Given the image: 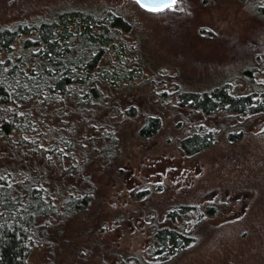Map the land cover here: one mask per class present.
Instances as JSON below:
<instances>
[{"label": "rangeland", "instance_id": "rangeland-1", "mask_svg": "<svg viewBox=\"0 0 264 264\" xmlns=\"http://www.w3.org/2000/svg\"><path fill=\"white\" fill-rule=\"evenodd\" d=\"M263 1L178 0L174 10L148 13L133 0H0V29L68 9L124 15L134 24L144 75L163 81L148 99L161 122L157 133L139 139L134 125L120 154L88 164L85 182L68 180L74 194L88 184L87 215L69 218L60 251L36 244L26 264H264V112L205 118L176 102L187 90L225 84L239 96L264 91V17L256 13ZM196 127L214 134L213 143L186 154L180 141ZM183 206L195 208L187 215L189 245L150 258L153 231Z\"/></svg>", "mask_w": 264, "mask_h": 264}, {"label": "trees", "instance_id": "trees-1", "mask_svg": "<svg viewBox=\"0 0 264 264\" xmlns=\"http://www.w3.org/2000/svg\"><path fill=\"white\" fill-rule=\"evenodd\" d=\"M256 13L264 17V1ZM138 44L134 24L112 10L68 9L0 29V264H26L36 244L60 251L67 243L62 232L72 226L67 221L87 215L92 199L88 184L74 194L75 185L67 181L85 182L88 164L108 163L120 154L121 137L134 125L139 139L159 130L148 99L155 95L153 85L163 81L144 75ZM227 86L187 90L176 102L205 118L264 112L263 90L239 96ZM142 87L150 93H138ZM213 138L207 128L196 127L180 148L197 154ZM194 209L165 213L152 233L150 258L184 251L192 238L193 218L187 215ZM212 209H206L208 215ZM195 216L203 219L200 212Z\"/></svg>", "mask_w": 264, "mask_h": 264}, {"label": "snow or ice", "instance_id": "snow-or-ice-1", "mask_svg": "<svg viewBox=\"0 0 264 264\" xmlns=\"http://www.w3.org/2000/svg\"><path fill=\"white\" fill-rule=\"evenodd\" d=\"M141 8L152 13L174 10L178 0H136Z\"/></svg>", "mask_w": 264, "mask_h": 264}, {"label": "water", "instance_id": "water-1", "mask_svg": "<svg viewBox=\"0 0 264 264\" xmlns=\"http://www.w3.org/2000/svg\"><path fill=\"white\" fill-rule=\"evenodd\" d=\"M133 1L136 3V5H137L141 10H143V11H145V12H148V13H152V12L146 11L144 8H141L140 5L136 2V0H133ZM162 12H163V11H162ZM159 13H161V12H159Z\"/></svg>", "mask_w": 264, "mask_h": 264}]
</instances>
